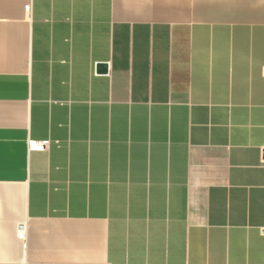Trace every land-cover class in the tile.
<instances>
[{"label":"crops","instance_id":"1","mask_svg":"<svg viewBox=\"0 0 264 264\" xmlns=\"http://www.w3.org/2000/svg\"><path fill=\"white\" fill-rule=\"evenodd\" d=\"M0 264H264V0H0Z\"/></svg>","mask_w":264,"mask_h":264},{"label":"built area","instance_id":"2","mask_svg":"<svg viewBox=\"0 0 264 264\" xmlns=\"http://www.w3.org/2000/svg\"><path fill=\"white\" fill-rule=\"evenodd\" d=\"M30 6L26 5V10H29ZM49 146V140H42V141H37V140H29L28 141V148L30 150H38V151H42L47 149ZM20 237H23V233L20 232L19 233Z\"/></svg>","mask_w":264,"mask_h":264},{"label":"water","instance_id":"3","mask_svg":"<svg viewBox=\"0 0 264 264\" xmlns=\"http://www.w3.org/2000/svg\"><path fill=\"white\" fill-rule=\"evenodd\" d=\"M97 71L98 72H106L107 71V65L106 64H98L97 65Z\"/></svg>","mask_w":264,"mask_h":264}]
</instances>
